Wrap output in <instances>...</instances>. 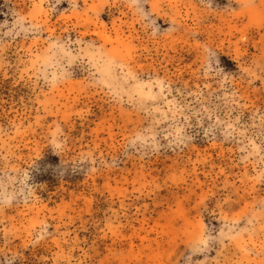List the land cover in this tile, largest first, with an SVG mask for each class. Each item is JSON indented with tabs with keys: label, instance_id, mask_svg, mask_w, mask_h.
I'll use <instances>...</instances> for the list:
<instances>
[{
	"label": "rangeland",
	"instance_id": "obj_1",
	"mask_svg": "<svg viewBox=\"0 0 264 264\" xmlns=\"http://www.w3.org/2000/svg\"><path fill=\"white\" fill-rule=\"evenodd\" d=\"M0 264H264V0H0Z\"/></svg>",
	"mask_w": 264,
	"mask_h": 264
}]
</instances>
